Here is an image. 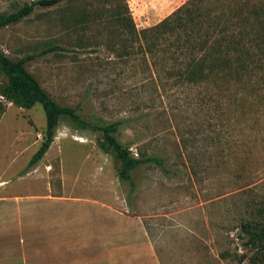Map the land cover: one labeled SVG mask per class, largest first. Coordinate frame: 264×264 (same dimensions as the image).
Segmentation results:
<instances>
[{
	"label": "rangeland",
	"instance_id": "obj_1",
	"mask_svg": "<svg viewBox=\"0 0 264 264\" xmlns=\"http://www.w3.org/2000/svg\"><path fill=\"white\" fill-rule=\"evenodd\" d=\"M33 1L0 0V14ZM187 1L62 0L0 28V50L12 60L35 55L25 68L58 104L90 122L123 120L116 136L132 155L164 160V169L140 164L131 182L121 181L119 160L98 146L101 134L61 119L45 155L28 168L45 114L39 104L21 109L0 95V198L42 185L57 192L63 183L138 218L160 264H264V246L248 244L243 228L264 227V89L231 97L206 84L163 85L141 52L121 50L128 38L113 21L117 7L125 4L142 30ZM50 46L62 50L40 54Z\"/></svg>",
	"mask_w": 264,
	"mask_h": 264
},
{
	"label": "trees",
	"instance_id": "obj_2",
	"mask_svg": "<svg viewBox=\"0 0 264 264\" xmlns=\"http://www.w3.org/2000/svg\"><path fill=\"white\" fill-rule=\"evenodd\" d=\"M61 1L36 0L9 14H0V28L20 22L35 7L47 8ZM112 18L128 38L121 50L127 48L129 55L135 49L141 52L145 70L161 75L163 85L206 84L231 97H236L241 88L251 95L264 89V0H188L157 25L142 30L136 28L125 4L115 9ZM59 50V46H50L40 54ZM34 56L12 60L0 50V73L6 78L0 95L21 109L39 104L45 114L43 140L28 168L45 155L60 120L68 119L77 129L101 134L98 146L119 160L117 175L121 181L131 182V173L140 164L164 169L162 158L145 156L141 151L135 157L118 141L116 133L123 120L90 122L76 108L58 104L25 68ZM243 228L248 244L264 246V227L246 224Z\"/></svg>",
	"mask_w": 264,
	"mask_h": 264
},
{
	"label": "crops",
	"instance_id": "obj_3",
	"mask_svg": "<svg viewBox=\"0 0 264 264\" xmlns=\"http://www.w3.org/2000/svg\"><path fill=\"white\" fill-rule=\"evenodd\" d=\"M29 190L0 198V264H160L141 221L113 202L63 183Z\"/></svg>",
	"mask_w": 264,
	"mask_h": 264
}]
</instances>
